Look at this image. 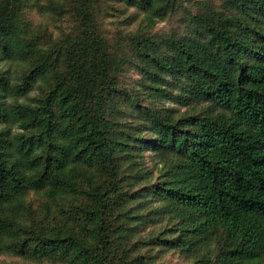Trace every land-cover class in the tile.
<instances>
[{"label":"trees","instance_id":"obj_1","mask_svg":"<svg viewBox=\"0 0 264 264\" xmlns=\"http://www.w3.org/2000/svg\"><path fill=\"white\" fill-rule=\"evenodd\" d=\"M172 251L264 264V0H0V264Z\"/></svg>","mask_w":264,"mask_h":264},{"label":"rangeland","instance_id":"obj_2","mask_svg":"<svg viewBox=\"0 0 264 264\" xmlns=\"http://www.w3.org/2000/svg\"><path fill=\"white\" fill-rule=\"evenodd\" d=\"M27 19L31 21L34 25L38 23L45 22V18L40 14V11L37 9L36 11H32L29 15H27ZM66 26V25H65ZM183 24L179 21L178 17H171L166 19L165 21H161L156 26L154 32H157L158 34H171L173 32H182L183 31ZM6 69L8 68V65L4 66ZM139 74L133 70L128 69L125 71V76L123 77V80L127 81L128 83H134L135 80L139 79ZM164 106L167 108L174 109L179 112H184L185 109L181 106L174 105L170 102H164ZM149 163L150 166H152V163L147 158V164ZM185 255L178 251H172L169 254H166L163 256V259H161V262H164L166 264H187L185 261ZM8 262H11L12 259L8 258Z\"/></svg>","mask_w":264,"mask_h":264}]
</instances>
